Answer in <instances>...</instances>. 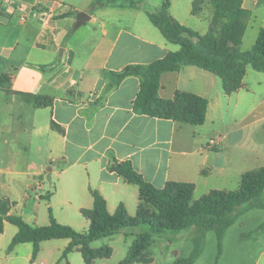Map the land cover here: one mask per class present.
<instances>
[{
	"label": "crops",
	"instance_id": "0c3cea01",
	"mask_svg": "<svg viewBox=\"0 0 264 264\" xmlns=\"http://www.w3.org/2000/svg\"><path fill=\"white\" fill-rule=\"evenodd\" d=\"M95 1L0 0V78L7 74L4 85L13 91L0 88V117H9L2 126L8 133L4 143L21 142L18 146L25 152H15L17 163L0 168V202L10 201V213L42 226L50 223L52 209L57 221L84 231L91 224L84 211L94 207L91 190H98L110 213L123 204L136 216L142 203L140 188L109 168L111 156L130 160L157 187L168 181L190 182L188 177L195 175L214 183L207 192L227 190L230 183L239 187L245 172L264 166L263 71L248 65L243 86L230 95L217 75L200 67L164 72L161 98L172 99L182 91L208 100L202 125L137 114L133 104L140 78L128 76L116 84L111 73L180 50L148 17V12L161 9L163 0H97L100 5L94 7ZM242 1L248 18L241 48L250 50L264 27V0ZM193 8L194 0H171L174 18L207 33L211 1H198L195 13ZM79 11L91 18L74 30ZM16 92L51 97L53 104L35 106ZM211 139L216 145H209ZM182 230L194 238L199 229ZM17 232L18 227L5 220L0 264H86L79 248L63 257L70 238L42 241L36 256L32 242L8 251ZM254 234L251 240H241L262 245L254 264H264V222ZM116 235L133 233L123 230ZM102 259L94 264H107L98 261Z\"/></svg>",
	"mask_w": 264,
	"mask_h": 264
},
{
	"label": "trees",
	"instance_id": "16d2710c",
	"mask_svg": "<svg viewBox=\"0 0 264 264\" xmlns=\"http://www.w3.org/2000/svg\"><path fill=\"white\" fill-rule=\"evenodd\" d=\"M114 2L116 0H107ZM199 0H194L193 12L197 11ZM213 6L212 25L205 34H200L183 25L170 12L171 0H163L158 12H148L152 24L164 37L178 44L180 50L170 52L164 58L149 64L128 65L120 72H112L119 84L128 76H137L141 87L133 104L137 114L172 119L181 123L202 125L206 121L208 100L190 92L177 91L174 98L164 99L158 95L161 76L167 71H179L185 65H193L217 75L226 94H232L243 86L248 65L264 72V27L260 29L252 49L242 50L241 43L247 27L248 13L242 7V0H210ZM135 5V1H132ZM100 5L94 2V7ZM194 39L200 45L198 48ZM8 75L0 78V88L7 93L13 91L4 85ZM35 106H50L53 98L16 92ZM109 168L119 173L126 182L137 184L140 188L142 203L136 216H131L126 207L120 205L114 213L107 208L105 198L98 190H91L94 197L92 210L84 213L91 224L83 232L70 225L62 224L50 209V223L32 226L21 216L10 213L11 203L7 199L0 202V232L7 220L18 227L8 251L23 242H32L33 256H36L42 241L55 238H70L71 242L63 252V257L79 248L86 264H94L97 258H110L111 246L94 248L92 242L111 237L127 227L145 226L147 231L140 232L132 242L127 256L117 264H134L141 261L151 264L153 261L154 236L169 231H180L188 227H198L195 241L212 230L216 233L218 257L224 249L227 230L236 222V218L246 210V204L253 203L264 195V166L245 172L236 189H212L201 198L195 199L196 185L185 181H168L164 187H157L138 173L130 160L120 161L111 156ZM151 206L157 208L151 211ZM241 207L239 210L238 208ZM259 208H264L260 205ZM197 238V239H196ZM203 249L197 247L188 257L177 256L173 264H193L201 256Z\"/></svg>",
	"mask_w": 264,
	"mask_h": 264
},
{
	"label": "rangeland",
	"instance_id": "374dc122",
	"mask_svg": "<svg viewBox=\"0 0 264 264\" xmlns=\"http://www.w3.org/2000/svg\"><path fill=\"white\" fill-rule=\"evenodd\" d=\"M143 1L145 0H137ZM200 1V0H199ZM149 10L151 7H148ZM14 122H16L14 120ZM9 123V117L2 115L0 117V168L7 169L13 164L17 163V151L23 152V149L18 146L21 142H11V144H5V137L8 136L3 124ZM25 154V152H23ZM22 153H20L21 155ZM19 167L23 168V162H18ZM190 182L196 184V190L194 192V198L197 200L201 198L209 188H213L214 183L208 182V180L198 179L195 175H190ZM208 182V183H207ZM212 184V185H211ZM211 185V187H209ZM238 185L236 183H230L224 188L227 190L236 189ZM208 193V192H207ZM254 205L260 207L264 206V195L256 200ZM246 210L242 212L237 218L236 222L227 230L224 238V255L222 258L218 257L217 237L216 233L212 230L205 234V237H200L197 241L194 238L184 236L186 230L182 231H169L160 235L154 236V244L152 246V252L154 261L152 264H173L178 252L179 256H190L197 247H201L203 252L201 258L196 264H254L256 257L258 256L261 244H256L253 241H242L241 237L245 236L251 240L255 234V230L259 225L264 222V208H254L250 204H246ZM151 211H158L156 207L151 206ZM85 231V230H84ZM124 231L132 232L130 236L114 235L112 237H104L92 243L93 247L111 246L113 249L112 256L98 261H106L107 264H117L123 260L129 251V248L134 241L136 235L140 232L147 231L145 226L140 227H127ZM83 232V231H80ZM197 239V238H196ZM78 255L81 259V254ZM221 259V260H220ZM100 263V262H99ZM134 264H145L141 261H136Z\"/></svg>",
	"mask_w": 264,
	"mask_h": 264
},
{
	"label": "water",
	"instance_id": "95a60500",
	"mask_svg": "<svg viewBox=\"0 0 264 264\" xmlns=\"http://www.w3.org/2000/svg\"><path fill=\"white\" fill-rule=\"evenodd\" d=\"M90 15L85 11H79L77 14L76 22L73 27L74 30H77L79 27H81L86 21L90 19Z\"/></svg>",
	"mask_w": 264,
	"mask_h": 264
},
{
	"label": "built area",
	"instance_id": "2783aa9c",
	"mask_svg": "<svg viewBox=\"0 0 264 264\" xmlns=\"http://www.w3.org/2000/svg\"><path fill=\"white\" fill-rule=\"evenodd\" d=\"M209 145H216V140L215 139H211L209 141ZM40 264H44L43 262H41Z\"/></svg>",
	"mask_w": 264,
	"mask_h": 264
}]
</instances>
